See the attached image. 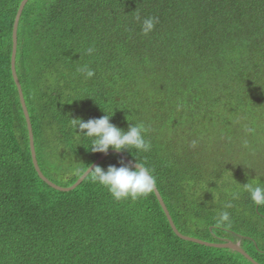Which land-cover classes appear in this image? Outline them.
<instances>
[{
    "label": "trees",
    "instance_id": "obj_1",
    "mask_svg": "<svg viewBox=\"0 0 264 264\" xmlns=\"http://www.w3.org/2000/svg\"><path fill=\"white\" fill-rule=\"evenodd\" d=\"M21 1L0 0V264H251L178 238L153 192L115 201L91 174L69 192L39 179L10 70ZM15 72L47 180L70 187L102 155L71 118L143 123L151 150L120 153L152 170L177 231L264 264V205L241 185L264 181V0H29Z\"/></svg>",
    "mask_w": 264,
    "mask_h": 264
},
{
    "label": "clouds",
    "instance_id": "obj_2",
    "mask_svg": "<svg viewBox=\"0 0 264 264\" xmlns=\"http://www.w3.org/2000/svg\"><path fill=\"white\" fill-rule=\"evenodd\" d=\"M137 19H139V16ZM156 22V19L153 17L144 19L141 29L143 34L147 35L153 31ZM92 52V48L87 49L89 55ZM77 71L87 79L95 75V71L88 68L87 65L81 66ZM104 113L105 115L99 118L87 121H84L82 118L70 119L71 126L74 128L77 136L91 139V152L106 155L110 149L116 152L127 150L131 154L132 150H136L138 153L151 150V142L145 138L148 130L143 123H129L127 130H124L110 122L114 112L112 114ZM126 120H128L127 117ZM119 163L121 166L109 165L106 170L98 165L89 167L88 173L91 174V181L107 189L115 201H136L146 198L155 190L157 179L150 168L136 159L134 164L132 162L125 163L123 160ZM241 185L243 190L249 194L253 204L257 207L264 205V181H261L257 177ZM237 198L238 194L233 193V199ZM232 207L233 204L231 202L225 205V208ZM216 222L221 225L225 223L230 224V213L228 211H221L217 216Z\"/></svg>",
    "mask_w": 264,
    "mask_h": 264
},
{
    "label": "water",
    "instance_id": "obj_3",
    "mask_svg": "<svg viewBox=\"0 0 264 264\" xmlns=\"http://www.w3.org/2000/svg\"><path fill=\"white\" fill-rule=\"evenodd\" d=\"M29 0H22L19 3V6L17 8L15 17H14V21H13V26H12V33H11V56H10V70H11V75L13 78V82L15 84V87L17 89V94H18V98H19V102H20V106L22 109V113L24 116V120H25V124H26V129H27V134H28V143H29V151H30V157H31V162H32V166L37 174V176L39 177L40 180H42L47 186H49L50 188L59 191V192H69L72 191L73 189H75L90 173H88V168L89 167H95L97 165H99L108 155L111 154H116L118 155L125 163L127 162H132L129 159L125 158L120 152H116L114 150H109V152L105 155L102 154L101 156H99L88 168L87 170L76 180V182L67 188H63V187H59L55 184H53L52 182H50L49 180H47L41 173L38 164H37V160H36V155H35V150H34V143H33V135H32V129H31V124H30V119L27 113V109L24 103V99H23V95H22V91H21V87L19 85L17 76H16V72H15V57H16V48H17V27H18V22L20 19V16L22 14V11L25 7V5L28 3ZM134 164V162H132ZM167 221L168 224L171 228V230L174 232V234L180 238L181 240L184 241H188V242H192L195 244H200V245H205L207 247H213V248H218V249H229L232 250L234 252L239 253L240 255H242L246 260H248L251 264H257L253 259H251L239 246V243H234L231 242L229 240H222L220 243L218 244H214V243H208V242H204L195 238H190V237H186L181 235L177 229L175 228L171 217L159 195V193L157 192L156 188L153 191Z\"/></svg>",
    "mask_w": 264,
    "mask_h": 264
}]
</instances>
